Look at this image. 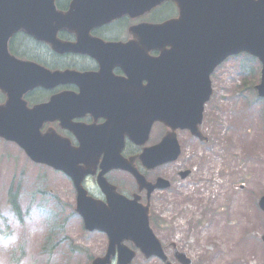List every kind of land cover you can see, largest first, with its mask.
Wrapping results in <instances>:
<instances>
[{"label":"flooded vegetation","instance_id":"1","mask_svg":"<svg viewBox=\"0 0 264 264\" xmlns=\"http://www.w3.org/2000/svg\"><path fill=\"white\" fill-rule=\"evenodd\" d=\"M71 1L55 0V5L59 10L66 11ZM93 1L81 0L75 9L88 10ZM178 13L173 0H165L144 13L135 10L124 12L108 21H95L89 13H80V19L74 23L71 31L67 27L57 30L58 39L75 44L74 51H54L48 42L24 31L16 32L11 38L15 50L20 48L18 39L21 37L30 43V46L23 45L25 50L34 54L25 55L30 61L52 70L77 73L70 79L63 78L47 86H35L24 94V98L27 106L33 107L57 97L58 109L52 119L43 123L42 131L50 129L52 137L66 139L73 150L78 149L82 139H79L77 129H81L84 135L86 131L92 133L85 135L89 137L85 139L91 145L89 149L81 155L78 150L75 155L79 165L93 164L92 171L81 179L87 195L107 202L105 189L108 192L115 189L128 199H135L137 203L148 207L149 226L160 243L161 251L155 244V251L146 256L134 242L124 239L123 243L135 252L129 264H205L197 249L179 232L180 227L175 222L178 211L173 210L183 206L185 212L190 209L195 213L202 202L217 205L221 200L217 116L219 94L215 86L203 105V119L197 125L199 135H194L187 127L172 129L156 119L155 114L149 113L150 102L140 99L150 96L144 93L145 86L165 80V77L160 76L158 64L161 54L171 47L170 44L158 45L154 39L144 36L141 25L175 18ZM127 100H136V110H131L129 115ZM131 122H135L138 129L148 127L143 142L123 134L127 127L132 126ZM112 132L115 134L112 146L142 175L141 182L128 170L104 169L100 166L108 150L106 147L111 142ZM166 138L169 139V147L177 140L180 147L178 156L161 163H157L158 160L148 161V165H145L139 158L144 148L157 145ZM42 166L62 173L71 185L70 200H62L60 206L71 214L67 218L68 227L71 219H76L82 239H78L74 245L67 244L68 252L75 256L85 255L89 262L104 256L109 238L101 230L85 227L81 215L76 212L77 192L71 178L52 167ZM214 167L217 168L215 172ZM179 217L183 218L182 215ZM258 218L262 220L258 221L264 229V212ZM117 258L116 246L110 255V264H118ZM227 261L247 264L242 254H233L232 258L222 259L219 264H227ZM258 264H264V261Z\"/></svg>","mask_w":264,"mask_h":264},{"label":"water","instance_id":"2","mask_svg":"<svg viewBox=\"0 0 264 264\" xmlns=\"http://www.w3.org/2000/svg\"><path fill=\"white\" fill-rule=\"evenodd\" d=\"M127 3L99 1L97 5L102 7L100 17H109L110 11L120 12L130 7H142L137 0H127ZM143 3L149 1L143 0ZM183 5L180 4L181 17L178 20L166 21L155 27L158 28L156 33L161 32L159 40L178 43L173 53L171 51L173 59L166 62L168 64L165 69L172 76L169 77V82H175L176 88L179 86L182 89L177 90L178 99L170 105L168 89L164 92L166 97L157 100L159 104H163V115L173 119L175 126H188L192 118L199 117L201 108L197 114L194 108L197 103H203L211 93L210 72L217 63L239 52L250 53L260 60L261 78L256 89L264 97V0H195ZM69 13L57 12L53 0H0V90L6 94V100L0 103V137L15 141L34 161L46 162L73 177L78 187L77 210L83 216L87 228H99L107 232L111 245L117 242L122 248L120 241L130 238L137 243L140 241L141 246L146 247L152 242V234L145 213L140 210V214L134 212L136 203L108 194L106 207L104 203L87 197L79 187L80 177L84 172L72 170L74 164L68 162L69 153L61 151L60 141H49L40 132L43 120L50 117L56 108L54 102L29 109L23 99V94L29 88L42 84L43 81H57L65 73L49 71L11 55L8 50L9 38L19 29L38 38H45L48 36L49 23H59L60 20L66 22L71 19L72 14ZM179 39H184V43L181 44ZM51 41L59 51L73 49L71 44L53 39ZM183 44L189 49L186 50ZM183 53L188 56L181 60L180 55ZM180 77L186 83H178ZM181 95L183 100L180 99ZM126 133L131 137L143 134L135 129L127 130ZM110 146L108 145L107 152L111 151V154L106 155L104 166H122L118 160L119 155L114 154L115 148ZM166 150L162 145L148 148L140 157L152 160ZM259 203L264 209V196ZM120 261L127 263L121 258Z\"/></svg>","mask_w":264,"mask_h":264},{"label":"rangeland","instance_id":"3","mask_svg":"<svg viewBox=\"0 0 264 264\" xmlns=\"http://www.w3.org/2000/svg\"><path fill=\"white\" fill-rule=\"evenodd\" d=\"M242 59V54L227 58L212 79L219 94V169L228 177L222 175L221 200L217 205L202 202L195 213L190 209L185 212L183 206L173 210L178 211L175 222L179 232L205 264H219L233 254L244 255L247 264L264 258L259 237L263 228L258 222L262 220L253 214V205H248L245 197L264 192V103L257 99L251 104L259 64L255 62L246 70L240 67ZM249 95L252 98L246 106ZM241 182L247 184L243 190L237 189ZM250 184L259 185L254 190H260H251ZM15 185L20 219L7 200L8 188L15 190ZM49 191L66 202L72 193L62 173L31 162L14 143L0 139V264H88L85 255L68 252V246L82 235L76 219H71L68 227L64 218L70 215L61 210ZM251 202L256 203V196ZM172 224L175 226L173 220Z\"/></svg>","mask_w":264,"mask_h":264},{"label":"trees","instance_id":"4","mask_svg":"<svg viewBox=\"0 0 264 264\" xmlns=\"http://www.w3.org/2000/svg\"><path fill=\"white\" fill-rule=\"evenodd\" d=\"M18 43L20 45V48L19 49L17 48L16 50L13 48V45L10 44V48L14 53L18 55H23V56L28 55V54H33L32 52L25 50L26 47H24L23 45L30 46V43H28L23 37L18 39ZM253 60L254 59L252 57L245 56V59H243V66H245V64H251ZM8 201L10 203L12 210L18 213L19 211H18V204L16 203V195L13 194L11 190H9L8 192Z\"/></svg>","mask_w":264,"mask_h":264}]
</instances>
